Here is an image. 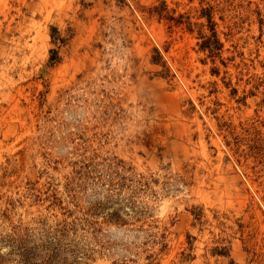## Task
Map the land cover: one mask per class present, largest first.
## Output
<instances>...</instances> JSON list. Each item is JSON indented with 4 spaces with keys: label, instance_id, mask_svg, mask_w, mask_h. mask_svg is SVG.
<instances>
[{
    "label": "rangeland",
    "instance_id": "rangeland-1",
    "mask_svg": "<svg viewBox=\"0 0 264 264\" xmlns=\"http://www.w3.org/2000/svg\"><path fill=\"white\" fill-rule=\"evenodd\" d=\"M0 264H264V0H0Z\"/></svg>",
    "mask_w": 264,
    "mask_h": 264
},
{
    "label": "trees",
    "instance_id": "trees-1",
    "mask_svg": "<svg viewBox=\"0 0 264 264\" xmlns=\"http://www.w3.org/2000/svg\"><path fill=\"white\" fill-rule=\"evenodd\" d=\"M216 35H217V34H216V32L214 31V34H213L214 39H213L212 37H210V38L205 42V44H204V45L210 47L211 50H214V49H216V48H220V46H221V44H222V43L220 42L219 38H218ZM52 52H53V53H56V50L53 49ZM53 55H54V54H53ZM52 59L55 60V59H56V56H52Z\"/></svg>",
    "mask_w": 264,
    "mask_h": 264
}]
</instances>
